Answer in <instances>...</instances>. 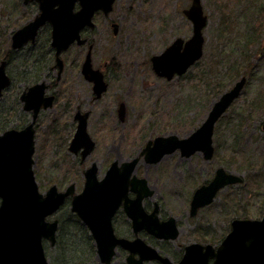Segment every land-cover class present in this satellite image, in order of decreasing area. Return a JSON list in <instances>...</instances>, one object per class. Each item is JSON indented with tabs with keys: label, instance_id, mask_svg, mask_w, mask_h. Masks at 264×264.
Returning <instances> with one entry per match:
<instances>
[{
	"label": "rangeland",
	"instance_id": "obj_1",
	"mask_svg": "<svg viewBox=\"0 0 264 264\" xmlns=\"http://www.w3.org/2000/svg\"><path fill=\"white\" fill-rule=\"evenodd\" d=\"M191 3L116 0L109 15L97 13L96 27L89 32L97 42L95 59L104 63L115 58L119 66L109 70L111 87L104 97L81 105L91 111L89 131L97 142L89 160H98V176L103 177L107 161L133 159L149 139L173 134L188 137L206 120L214 102L241 77H248L239 98L215 125L211 160L202 152L181 157L177 151L156 165L141 160L134 172L148 176L155 190L152 202L161 197L163 211L182 219L180 241L201 238L202 243L216 245L233 219H257L264 212V104L260 102L264 100V0H201L208 17L204 54L186 74L167 80L153 71L151 57L164 51L175 38L191 37L193 25L183 13ZM37 9L36 3L24 4V0H0V54L8 37L32 20ZM111 23L118 25L116 35ZM249 38L254 41L249 43ZM86 50L78 46L71 49L67 53L70 63H76ZM20 65L17 58L9 67L16 82L0 98V127L7 122L8 129L17 128L16 124L20 129L31 120V115L20 111ZM77 90L65 88L68 93L38 120L33 169L42 193L56 181L64 188L74 183L77 192L83 187L84 168L68 150L75 131L69 127L76 126L71 118L72 108L75 110L80 99ZM119 101L126 104L124 122L115 115ZM13 109L16 112L9 115ZM218 167L241 176L242 183L226 186L213 204L197 217H189V202L196 188L208 182ZM63 208L57 214L64 223L58 245L46 246L50 264H101L89 231L75 221L67 226L70 203ZM195 227L200 228L197 237ZM67 234L72 250L65 261L60 247L67 243ZM125 258L119 253L113 264H127Z\"/></svg>",
	"mask_w": 264,
	"mask_h": 264
},
{
	"label": "water",
	"instance_id": "obj_2",
	"mask_svg": "<svg viewBox=\"0 0 264 264\" xmlns=\"http://www.w3.org/2000/svg\"><path fill=\"white\" fill-rule=\"evenodd\" d=\"M29 0H25L27 3ZM116 0H37L40 11L27 25L18 28L12 35L14 48H19L28 40L36 37L38 29L49 22L53 26V44L57 47L59 57L72 43L83 44L81 31L88 26L93 28L94 15L103 11L108 15L114 8ZM184 14L191 20L193 34L185 40L177 37L164 51L151 57L152 67L156 74L168 80L176 75L185 74L204 54V28L208 17L204 12L201 0H192ZM117 27V26H116ZM83 71L89 80L94 81L97 97L106 90L102 72L94 69L91 50L84 62ZM247 77L239 79L235 85L224 92L214 102L206 120L190 136L180 138L178 135L158 136L148 142L142 154L149 163L160 161L166 154L181 150L182 156L190 157L202 152L205 159L214 155L213 133L217 121L227 112L230 106L241 95ZM11 84L6 70V61L0 63V97ZM41 85L31 87L22 96L26 101L25 109L33 110V121L23 129H8L0 133V264H50L43 245V238L55 243L56 222H48L46 217L53 214L64 203L65 198L74 193L71 185L65 192H58L55 185L45 194L39 191L33 166L35 159L34 124L38 111L42 106V91L36 92ZM36 89V90H35ZM52 96L44 101L45 107L52 105ZM120 116L124 119L125 104L120 106ZM95 145L87 130L86 116L79 117L75 136L70 150L77 152L85 147L86 156ZM140 156L126 161L121 167L117 162L108 170L106 177L97 180V166L85 172L84 190L74 196L73 211L87 224L97 245L101 264H112L118 245L130 250L128 264H143L146 260L159 259L163 264H264V215L261 218H235L232 230L216 247L211 243H192L186 247L183 259L172 262L162 256L156 248L148 246L140 239L129 241L118 238L114 232L112 218L122 201L128 203V186L138 193L134 201L140 205L147 190L146 180L138 179L134 174ZM241 176L227 172L223 167L216 170L214 177L198 187L191 201V214L195 215L199 208L214 201L222 188L242 182ZM128 215L133 218L134 229L139 227L134 208L126 207ZM153 220L145 225L148 231L160 238L175 239L178 227L174 217L159 222L157 212ZM138 253L140 258H136ZM213 260V262H212Z\"/></svg>",
	"mask_w": 264,
	"mask_h": 264
},
{
	"label": "flooded vegetation",
	"instance_id": "obj_3",
	"mask_svg": "<svg viewBox=\"0 0 264 264\" xmlns=\"http://www.w3.org/2000/svg\"><path fill=\"white\" fill-rule=\"evenodd\" d=\"M24 2H25V0H24ZM30 2L37 4V8H38L37 14H38L40 11V8H39V3L37 2V0H29L27 3H24V4H28ZM97 13H102L103 15H105L104 12L101 10L96 12V14ZM96 14H95V16H96ZM36 15H35V17H36ZM95 16H94V18H95ZM30 21L28 20V22L25 23L24 25H22L21 27L27 25ZM94 22H95V20H94ZM111 25L113 27V34L116 35L118 33V25L116 23H111ZM95 27H96V24L93 28L86 26L82 29L81 36H82V38L87 39L86 42H84L83 44H79L76 41V42L72 43L66 50L61 52V54L59 56L62 60L61 65L58 64L59 61H58V55H57V47L53 44V26L49 22L42 25L38 29V32L36 34L35 39L28 40L25 44H23L19 48H14L13 44H12V42H13L12 35L15 32L14 31L12 33V35L10 37H8V40L5 42V47L2 49V53L0 54V63L4 60L6 61V70H7L8 75L11 78V84L9 87H7L4 90L2 97L4 96L5 92L8 89H10L12 87V85L16 82L15 77L12 75V72L9 69V67L14 62V60L17 58L21 62L20 70L18 72V77H19V82H20V93L18 94V98H19V102L21 104V107H20L21 114L24 113L26 116V113H28L29 115H31V120L28 124H30L33 121L34 111L25 109L26 101L22 100V96L23 95L26 96V94L29 92L31 87L41 85L39 88H37V90L35 89L36 92H39V90L42 91V95H41L42 106L38 111L37 119H36V122L34 124L35 137H36V133H37L38 120L42 117V115L46 111H48L49 109H53L54 106L57 105V103L62 98L61 97L62 94L68 93V91L64 92V89L65 88L66 89L73 88V87H76L78 89L77 90V92H78L77 97H79L80 99L77 101V106H76L75 110H74V108H72L73 115L71 118V120H73V123L74 124L76 123V126L69 127L70 129H74V127H75V131H74L72 139L69 141L68 150L70 152H72L77 157L76 159L79 162V167L84 168V178H85L84 184H83L82 189L79 192L76 191V185L74 183L68 184L65 188L59 182L61 185V187H60L57 184L58 181H56V182L54 181L55 184H52V185H55L57 187L58 192H65L71 185H73L74 186V193L68 195L65 198V201L61 205V207L58 208L52 215H49L46 219L48 222H56L57 228H56V235H55V243L54 244L52 243V241L50 239L43 238V245H44L45 253H46V246L48 244H50L51 246H53L55 244H56L55 246L58 245L59 230H60L61 226L64 227V223H63L61 217L57 216V214L59 211L64 210L63 207L67 202L70 203V210L67 209V212H68L67 213L68 216L66 218L67 226L68 227H69V225L71 226L73 221H75L76 212L73 211V200H74V196L77 194H80L85 188V185H86L85 172L87 170H89L90 168H92L94 164H96V166H97V180L101 181L106 177V174H107L108 170L110 169V167L113 165V163L117 162L118 167H121L122 164L124 162H126V161H124L122 163V162L115 160V159L112 160L110 163H109V161H107L108 168L106 169L103 177H99L98 176L99 168H98V162H97L98 160H89L95 151V148L97 146V142L92 138V135L90 133L91 131H89L90 127H91L90 126L91 111L83 108L81 104L82 103H88V102L89 103L90 102H98L99 100H101L104 97V95L107 93L109 88L111 87V81L109 79V70H116L117 66H119L118 61L115 58H112L109 62L105 60L104 63H101L102 62L101 59L99 61H96V59H95L96 54H94V49L97 45V42L94 39V37L93 36L91 37L89 34V32H91L92 30L95 29ZM188 39H185V40H188ZM76 46L85 47V48H87V50L85 52V55H81V57L79 58V60H77L76 63H73V62L70 63V60L67 57V53L71 49L75 48ZM90 50H91L93 68L99 69L102 72L103 77H104V81L107 83L106 90L103 91L101 96H99V97H97L96 91L94 89V85H95L94 81L89 80L83 71L84 62H85L87 54ZM151 64H152V62H151ZM152 69H153V67H152ZM153 71H154V69H153ZM244 76L247 77L246 75H244ZM176 77H178V76H176ZM162 78H164V77H162ZM164 79H166V78H164ZM51 96L53 97L52 98V105L45 107L44 101L46 99H48V97H51ZM2 97H0V98H2ZM122 103H124V102L119 101V105L117 107V110L115 111V115L118 117L120 122H124V120L126 118V113H127L126 104L124 103L125 104V116H124V119L122 120L121 116H120V106ZM14 110L15 109L10 111L9 113L4 112V114L8 113L9 115L10 114L13 115ZM15 112H16V110H15ZM80 116H86L88 133H89L90 137L92 138V140L95 142V145L93 146L92 150L86 156H83V153L85 151V147H82L77 152L70 150V144H71V142L75 136V132H76L77 127H78ZM16 125L20 126V124H16ZM27 125H25L24 127L20 128V129L25 128ZM7 127H9V123L3 122V125L0 127V129H3V128L8 129ZM18 128L19 127H17V129ZM262 129L264 130V122L262 123ZM154 139L155 138L149 139L141 148L142 150L139 153V155L135 156L134 158L140 156L139 162L141 160H144L148 165H152V164L156 165V164L160 163L163 160V158H165L166 156L171 155L177 151H179L181 157H186V156H182L181 150H176L173 153L166 154L160 161H158L156 163L147 162V160L145 159L146 154L145 153L142 154V152L146 148L148 142L151 140H154ZM66 141H67V139L65 140V142ZM35 142H36V139H35ZM133 159H130L127 161H131ZM137 165H136V168H137ZM136 168H135V171H136ZM215 173H216V170L214 172V175H215ZM136 175H137L138 179H145L146 180L147 190H145V192H143L144 197H143V199L139 205L137 203H134V201L138 197V193L135 192V190H133V185L128 186V203H125L126 200L124 199L122 201L120 207L118 208L117 212L115 213V215L112 218V224L114 227V232L118 238H124V239H127L129 241H134L136 239H140L142 242L146 243L148 246H151L152 248H156L162 256L168 257L174 263H178L183 259L185 252H186V247L192 243H195V242L202 243L201 238L199 240H197V238H195V240H193V241H188V239L180 241L181 237H182V228L180 225L182 222V219L180 217L173 216L171 214L168 215L165 211H163L162 204L160 202L161 197L159 198V200L152 202V199L155 196V190L148 183V180H147L148 176H142V175H138V174H136ZM213 202L206 205V206L199 208L198 212L195 215H192L191 214V201H190L189 202V208H188L189 209L188 210L189 211L188 212L189 217H191V218L197 217V215L199 214V212L202 209L207 208L208 206L213 204ZM128 205L131 206L132 208H134L135 213L137 215V220H138V224H139L138 226L141 227V228H138L137 231H136V229H134L133 218H131L126 211V207H128ZM155 211L157 212L159 222L167 221V220L171 219L172 217L175 218L176 224L178 227V231H179L178 236L175 239L160 238V237L150 233L148 231V229L145 227V225L150 222V219L153 220L152 215ZM263 215H264V212L262 213V216ZM77 218H79V217H77ZM79 222H80L79 225L82 224L84 226L83 228L88 229L90 235L92 236V232H91L89 226L87 224H85L84 222H82L81 220ZM231 230H232V225L230 226V229L224 235V237L216 245L215 244H213V245L218 247L221 244V242L225 239V237L229 234V232ZM194 232H195L196 237H197V235L200 233V228L195 227ZM60 234H62V230H61ZM93 240L95 243L96 254H97V256L101 262L100 256H99L98 251H97V245H96L95 239H93ZM204 244H207V243H204ZM116 251H117V253L115 254V256L113 258V262L119 253H123L126 256L125 259H126V263L128 264V256L130 255V250L125 249L122 246L118 245L116 247ZM46 256L48 258L47 253H46ZM135 257L138 259V258H140V255L138 253H136ZM113 262H112V264H113ZM212 262H213V260H212ZM143 264H163V263L159 259H152V260L144 261Z\"/></svg>",
	"mask_w": 264,
	"mask_h": 264
},
{
	"label": "trees",
	"instance_id": "obj_4",
	"mask_svg": "<svg viewBox=\"0 0 264 264\" xmlns=\"http://www.w3.org/2000/svg\"><path fill=\"white\" fill-rule=\"evenodd\" d=\"M250 40H249V43L250 42H252V41H254V39L253 38H249ZM236 75H238V71L236 72ZM260 102H261V104H264V100H260ZM17 127H20V126H17ZM4 129H6V128H3V129H0V131L1 130H4ZM264 200V199H263ZM261 211L263 212L264 211V203H263V205H262V207H261ZM80 220H79V218H77V216L75 217V223H77L78 225H79V222ZM80 226L81 227H84L82 224H80ZM85 231V230H84ZM66 233V232H65ZM68 234L66 235V237L65 238H67V243H65V239H64V243H65V245H63V246H61L60 247V253L62 252L63 253V257H65L64 259H65V261H66V259H68L69 258V256L67 255L68 253H69V251H71L72 250V246L70 245V241H72V240H70V238H68ZM89 237V239H91V237L90 236H88ZM85 238V237H84ZM91 249H92V251H94V247L92 246V243H91V240H90V246H89ZM71 255V254H70ZM62 257L60 256V259H61Z\"/></svg>",
	"mask_w": 264,
	"mask_h": 264
}]
</instances>
